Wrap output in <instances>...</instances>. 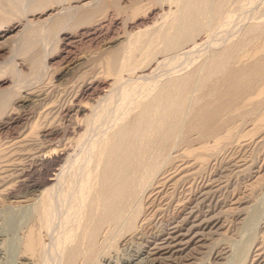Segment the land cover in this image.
<instances>
[{
	"label": "rangeland",
	"instance_id": "374dc122",
	"mask_svg": "<svg viewBox=\"0 0 264 264\" xmlns=\"http://www.w3.org/2000/svg\"><path fill=\"white\" fill-rule=\"evenodd\" d=\"M0 10V91L44 99L0 133V264H19L30 230L29 264H227L243 239L239 264H264V0H0ZM94 77L104 92L75 136L61 110ZM3 98L7 119L17 99ZM134 126L130 149L112 156Z\"/></svg>",
	"mask_w": 264,
	"mask_h": 264
},
{
	"label": "bare ground",
	"instance_id": "6f19581e",
	"mask_svg": "<svg viewBox=\"0 0 264 264\" xmlns=\"http://www.w3.org/2000/svg\"><path fill=\"white\" fill-rule=\"evenodd\" d=\"M8 3V2H7ZM85 3V2H84ZM49 6V5H48ZM8 7H10V6H8ZM47 7V6H46ZM2 9V8H1ZM38 9V8H37ZM1 11V10H0ZM14 11V10H13ZM38 11V10H37ZM43 11V10H42ZM45 11V10H44ZM2 13V12H1ZM3 14V13H2ZM103 14V13H102ZM7 15V14H6ZM3 16V15H2ZM12 16V15H11ZM108 16V15H107ZM9 17V16H8ZM17 17V16H16ZM10 18H12V17H10ZM21 18V17H20ZM23 18V17H22ZM117 18V17H116ZM1 19V18H0ZM14 18H12V20H13ZM48 20H49V18H48ZM89 20V19H88ZM111 20V19H110ZM114 20V19H113ZM7 21V20H6ZM15 21H16V19H15ZM27 20H25V22H26ZM45 21V20H44ZM1 22V21H0ZM97 22V21H96ZM102 22V21H101ZM105 22V21H104ZM6 23V22H5ZM81 23V22H80ZM141 23V22H140ZM4 24V23H3ZM22 24V23H21ZM98 24V23H97ZM5 25V24H4ZM45 25V24H44ZM96 25V24H95ZM26 26V25H25ZM24 26V27H25ZM94 26V25H93ZM99 26H101V24H99ZM23 27V26H22ZM99 28V27H98ZM18 29V28H17ZM101 29V28H100ZM100 29H98V30H100ZM7 30V29H6ZM20 30V29H19ZM89 30V29H88ZM5 31V30H4ZM78 31V30H77ZM92 31V30H91ZM23 32V31H22ZM95 32V31H94ZM102 32V31H101ZM93 33V32H92ZM6 34V33H5ZM10 34V33H9ZM22 34V33H21ZM113 34V33H112ZM19 35V34H18ZM117 35V34H116ZM83 36V35H82ZM6 37V36H5ZM120 37V36H119ZM5 39V38H4ZM9 39V38H8ZM64 40V39H63ZM93 40V39H92ZM12 43H14L13 41H12ZM263 44H264V42H263ZM9 46V45H8ZM72 46V45H71ZM261 46H263V45H261ZM264 47V46H263ZM71 49V48H70ZM4 50H6V49H4ZM261 50V49H260ZM2 51V50H1ZM2 53H5V52H3L2 51ZM68 55V54H67ZM15 56V55H14ZM69 56V55H68ZM67 57V56H66ZM117 57V56H116ZM120 58L122 57V56H119ZM125 57V56H124ZM81 58H82V56H81ZM86 58V57H85ZM115 58V57H114ZM76 59H77V57H76ZM80 59V58H79ZM111 59H112V57H111ZM118 59V58H117ZM73 60V59H72ZM121 60V59H120ZM126 60V59H125ZM7 60H5L4 62H6ZM21 61V60H20ZM23 61V60H22ZM122 61V60H121ZM124 61V60H123ZM122 61V62H123ZM74 62V61H73ZM78 62H80V61H76V62H74L73 64H72V67H71V65H69V67L67 66L63 71H62V75L63 74H66V73H69V72H71V69L76 65V64H78ZM27 63V62H26ZM67 63H68V61H67ZM71 63V62H70ZM115 63H117V62H115ZM121 63V62H120ZM34 64V63H33ZM127 64V63H126ZM2 65V64H1ZM83 65V64H82ZM110 66V65H109ZM114 66H115V64H114ZM116 66H118V65H116ZM130 66V65H129ZM148 66V65H147ZM63 67V66H62ZM119 67V66H118ZM141 67H143V66H141ZM145 67V66H144ZM60 68V67H59ZM114 68V67H113ZM124 67L122 66V69H123ZM128 68V67H127ZM76 69H78V68H76ZM76 69H75V71H76ZM122 69H120L121 71H122ZM143 69V68H142ZM106 70V69H105ZM108 70V69H107ZM130 70V69H129ZM137 70V69H136ZM114 71V70H113ZM120 71V72H121ZM143 71V70H142ZM5 72V71H4ZM4 72H0L1 74H0V87L3 85V84H5L6 82H5V80L7 79V77H6V73H4ZM18 72V71H17ZM59 72V71H58ZM73 72V71H72ZM78 72V71H77ZM119 72V73H120ZM75 73V72H74ZM83 73V72H82ZM111 71H108L107 72V74H109V77H110V75H111ZM8 74V73H7ZM60 74V73H59ZM86 75H87V73H86ZM114 75V74H113ZM118 75V74H117ZM97 76V75H96ZM62 77V76H61ZM72 77H74V76H72ZM92 77V76H91ZM100 77V76H99ZM108 77V76H107ZM80 78V77H79ZM97 78V77H96ZM104 78V77H103ZM60 79V78H59ZM92 79V78H91ZM99 79V78H98ZM77 80H78V78H77ZM84 80V79H83ZM79 81H80V79H79ZM8 82V81H7ZM19 83V82H18ZM84 83V82H83ZM75 84V83H74ZM31 85V84H30ZM66 85V84H65ZM71 85V84H70ZM69 85V86H70ZM81 85V84H80ZM23 86V85H22ZM55 86V85H54ZM4 87V86H3ZM18 87V86H17ZM30 87V86H29ZM72 87H73V85H72ZM78 87V86H77ZM80 87V86H79ZM104 87H105V83H103L102 82V80L100 81V80H95V77H94V80L93 81H91L90 83H89V81H88V84H85V85H82L81 87H80V89L78 90V91H76L77 93L74 95V96H72V95H70V96H72V99H71V101L69 102V104L68 105H64L65 107H63L62 108V110H61V120L63 121V123H68V122H70V123H72V125H73V127H72V131L71 132H73V134H75V136H76V133L77 134H79V131H80V129H81V126L84 124V122L86 123V119H87V117L89 116H87V114L85 115V117L86 118H81V115H83L84 116V114L86 113V112H89V108L93 111L94 109H92L93 108V105H91V97L92 98H94V97H97L96 99H98V98H100V97H98L99 95H101L102 94V92H104ZM107 87V86H106ZM66 87H64V89H65ZM11 89L12 88H10V89H7L6 88V90H1L0 91V97L1 96H3L4 97V95H6V93H9V95H12L13 96V98L14 99H17V101H16V103H17V107L16 108H14V106H13V108L12 109H14V110H10L11 112H9V113H7L6 112V115L5 116H8V118L6 119V117H4V119L2 118V116H3V111H2V114H1V116H0V133H1V131L5 128V126H7V125H10V124H14V123H16L17 121H20V119L22 120L25 116L27 117V115H29V114H31L32 113V107L34 106V105H36L38 102H40L42 99H43V97H42V94H40V93H34L33 91H26L25 92V94L24 95H21V96H19V93L17 92L18 90H16L15 89V91H14V89H12V91H11ZM28 89V88H27ZM51 89V88H50ZM41 90V89H40ZM43 90V89H42ZM36 91V90H35ZM106 91V90H105ZM111 91V90H110ZM21 92V91H20ZM50 92V91H49ZM109 92V91H108ZM107 92V93H108ZM18 93V94H17ZM43 93V92H42ZM71 93V92H70ZM46 95V94H45ZM15 96V97H14ZM19 96V97H18ZM67 96V95H66ZM104 96V95H103ZM2 97V100L4 99ZM8 97V96H7ZM18 97V98H17ZM90 97V98H89ZM105 97V96H104ZM70 98V97H69ZM12 99V98H11ZM46 99V98H45ZM103 99V98H102ZM2 100H0L1 102H2ZM44 100V99H43ZM70 100V99H69ZM9 103L11 102V100L9 101V100H7ZM46 101V100H45ZM95 101V100H94ZM100 102H101V100H100ZM4 103V102H3ZM7 103V102H6ZM4 104V105H8V104ZM63 103V102H62ZM99 103V102H98ZM98 103H97V105H98ZM40 104V103H39ZM46 104V103H45ZM95 104H96V102H95ZM3 105V104H2ZM3 105V106H4ZM44 105V104H43ZM61 105V104H60ZM5 106V107H6ZM63 106V105H62ZM49 107V106H48ZM97 107V106H96ZM219 107V106H218ZM7 108H8V106H7ZM6 108V109H7ZM43 109H45V108H43ZM219 109V108H218ZM220 109H221V107H220ZM4 111H5V109H3ZM42 111V110H41ZM60 112V111H59ZM48 113V112H47ZM208 114V113H207ZM41 115V114H40ZM57 115H58V113H57ZM211 115V114H210ZM44 116V115H43ZM47 116V115H46ZM59 116V117H60ZM205 116H206V113H205ZM30 117V116H29ZM209 117V116H208ZM1 118H2V120H1ZM38 118H39V116H38ZM43 118V117H42ZM92 118V117H91ZM6 119V120H5ZM26 119V118H25ZM37 119V118H36ZM44 119V118H43ZM56 119V118H55ZM5 120V121H4ZM28 120V119H27ZM58 120V119H57ZM60 120V119H59ZM60 120V121H61ZM92 120V119H91ZM206 120H208V118L206 119ZM263 120V119H262ZM35 121V120H34ZM38 121V120H37ZM41 122V121H40ZM39 122V123H40ZM48 122V121H47ZM51 122V121H50ZM50 122H49V124H50ZM206 123H207V121H205ZM44 123V122H43ZM61 123V122H60ZM204 123V122H203ZM17 124V123H16ZM29 124H30V122H29ZM41 124V123H40ZM55 124V123H54ZM56 124H57V122H56ZM48 125V124H47ZM46 125V126H47ZM52 125V124H51ZM59 125V124H58ZM57 125V126H58ZM87 125V124H86ZM50 126V125H49ZM56 126V127H57ZM60 126V128L62 127V125H59ZM58 126V127H59ZM64 126V125H63ZM90 126V125H89ZM31 129H33L32 130V132H35V129L37 130V128L36 127H38V124L36 125V122H32V124H31ZM48 127V126H47ZM85 127V126H84ZM87 127H88V125H87ZM86 127V128H87ZM28 128H29V126H28ZM39 128V127H38ZM64 128V127H63ZM89 128V127H88ZM87 128V129H88ZM121 128V127H120ZM205 128V127H204ZM6 129V128H5ZM30 129V128H29ZM48 129V131H47V135L48 136H57V134H59L60 132L58 131L59 129L58 128H53V126H51V129H49V128H47ZM135 129H137V127H130V128H121L119 131H118V135H117V133H116V135H117V144L114 146V149L112 150V156L113 155H117L118 157L119 156H121V157H123V155H124V153H126V151H127V149L129 148V146L131 145L130 143V141H132V138H133V134H134V132H135ZM40 130V129H39ZM28 131V130H27ZM31 131V130H30ZM38 131V130H37ZM46 131V130H45ZM29 134L31 133V132H28ZM84 133V132H83ZM82 133V134H83ZM86 133H87V131H86ZM43 134V133H42ZM61 134V133H60ZM8 135V134H7ZM24 135V134H23ZM45 135V134H44ZM46 135V136H47ZM66 134H64V136H65ZM86 135V134H85ZM20 136V135H19ZM18 136V137H19ZM79 137H81V134H79L78 135ZM5 137H7V136H5ZM21 137V136H20ZM23 137H25V136H23ZM29 137H30V135H29ZM45 137V136H44ZM59 137V136H58ZM78 137V138H79ZM82 137H84V136H82ZM3 138V137H2ZM65 138H66V136H65ZM71 138V137H70ZM70 138H68L67 137V141L65 142V145H64V143H63V146L62 147H57V148H52L53 149V155L55 156L54 157V162H57V161H60V159L63 157V155L66 153V151L68 152V149H71V148H69V146H70V144H71V142H72V139H70ZM4 139H6V138H4ZM11 139V138H10ZM23 138H21V139H18V140H22ZM25 139V138H24ZM27 139V138H26ZM83 139V138H82ZM81 138H80V140H82ZM46 140V139H45ZM54 140V139H53ZM80 140L78 139V141L80 142ZM84 140V139H83ZM8 142H7V145L9 144V139L7 140ZM50 141H52V140H50ZM65 141V140H64ZM1 142V141H0ZM44 142V141H43ZM78 142V143H79ZM13 143L15 144L16 142H15V138H14V142H11L10 144L12 145V147H14L13 146ZM18 143V142H17ZM57 143V142H56ZM9 144V145H10ZM46 144V143H45ZM80 144V143H79ZM130 144V145H129ZM1 145V144H0ZM50 145V144H49ZM51 146V145H50ZM5 146H3V148H4ZM10 147V146H9ZM11 147V148H12ZM22 147H23V145H22ZM25 147V146H24ZM39 148H41V147H39ZM8 149H10V148H8ZM7 149V150H8ZM35 149V148H34ZM50 149V148H49ZM130 149V148H129ZM13 150V149H12ZM16 150V149H15ZM14 150V151H15ZM51 150V149H50ZM49 150V151H50ZM33 151V150H32ZM48 151V152H49ZM27 152V151H26ZM41 152V151H40ZM52 152V151H51ZM111 152V151H110ZM4 153V152H3ZM2 153V154H3ZM29 153V152H28ZM14 154V153H13ZM17 154V153H16ZM111 154V153H110ZM8 155V154H7ZM19 155V154H18ZM21 155V154H20ZM129 155V153H127V156ZM70 156V155H69ZM23 157V156H22ZM67 157V156H66ZM7 159V158H6ZM9 159V158H8ZM68 158H66V160H67ZM14 160V159H13ZM19 160V159H18ZM71 160V159H70ZM20 161V160H19ZM48 161V160H47ZM68 162H69V160H67ZM12 162V161H11ZM49 162V161H48ZM68 162H66L67 164H68ZM31 163V162H30ZM3 164V163H2ZM13 164V163H12ZM16 164V163H15ZM20 164V163H19ZM38 164V163H37ZM46 164V163H45ZM9 165H11V164H9ZM66 164H64V166H65ZM32 166V165H31ZM43 166V165H42ZM64 166H63V168H64ZM4 168V167H3ZM23 168V167H22ZM67 168V167H66ZM5 169V168H4ZM3 169V170H4ZM2 170V171H3ZM59 171H61V169L60 170H58V172ZM15 172V171H14ZM28 172V171H27ZM58 172H57V174H58ZM61 172H63V171H61ZM6 173V172H5ZM22 173V172H21ZM29 173V172H28ZM118 173H120L119 171H118ZM14 174V173H13ZM57 174H53V176L54 177H51V178H48L47 180H45V181H43L40 185H38L37 186V189H35L34 188V190L37 192H39L38 194L39 195H43V194H45L44 196H46V195H49V193H50V191L51 190H53V186L51 185V184H49L51 181H53L54 180V178L57 176ZM60 174V173H59ZM58 174V175H59ZM6 175V174H5ZM121 175V174H120ZM120 175H118V176H120ZM20 176H24V174H22V175H20ZM60 176H61V174H60ZM59 177V176H58ZM112 176H111V173H109V174H107V175H105L104 176V178H103V181L104 182H106V183H109V184H112V182H113V178H111ZM3 178V177H2ZM19 178V177H18ZM29 178V177H28ZM60 178H56V180L58 181ZM119 179V178H118ZM122 179V178H121ZM8 180V179H7ZM23 180V179H22ZM21 180V181H22ZM62 180V179H61ZM61 180L59 181V182H61ZM20 181V180H19ZM4 182V181H3ZM5 182H6V180H5ZM10 182V181H9ZM15 182V181H14ZM14 182H12V183H14ZM54 182H55V180H54ZM121 182H122V180H121ZM124 182V181H123ZM2 184V183H1ZM9 184V183H8ZM60 184V183H59ZM10 185V184H9ZM12 185V184H11ZM47 185H50V186H47ZM58 185V184H57ZM113 185V184H112ZM56 186V185H55ZM53 187V188H52ZM115 187V188H114ZM122 185H121V183H118V184H116V186H113V188H112V193L107 197V199L108 200H114V198L115 197H117L119 194H120V192L122 191ZM1 188V187H0ZM10 189H12V188H10ZM8 187H5V188H3V189H1L2 191H1V193H3V197L4 198H10V197H14V192L13 191H11ZM33 191V190H32ZM35 191H33V193L35 192ZM31 192V191H30ZM32 193V192H31ZM16 194V193H15ZM38 195V196H39ZM16 196V195H15ZM1 197V196H0ZM25 197V196H24ZM2 198V197H1ZM31 198V197H30ZM44 199H46V198H44ZM40 200V199H39ZM47 200V199H46ZM3 202H4V200H2ZM43 201V200H42ZM2 202V203H3ZM43 205H44V203H43ZM45 209H46V207H45ZM190 211V210H189ZM191 213V212H190ZM248 215H251L250 216V218H249V220H247L246 222H245V226L246 227H249L252 223H253V221L255 220L254 219V214H251V212H250V214H248ZM196 218V217H195ZM211 220V219H210ZM174 223V222H173ZM195 223V222H194ZM174 226V225H173ZM0 227H1V225H0ZM171 228V227H170ZM181 228V227H180ZM29 229V228H28ZM197 230V229H196ZM171 231V230H170ZM169 234V233H168ZM35 235L37 236V234H34L33 233V231H29L28 233H27V235H26V239H25V241H24V244H23V248H22V255L19 257V259H20V262H19V264H29L30 263V259H31V256H33L34 255V252H35V250H36V247H37V245H38V240H37V237H35ZM71 235V232H69L68 233V237ZM167 237V236H166ZM178 237V236H177ZM179 237H181V236H179ZM178 237V238H179ZM24 238H25V236H24ZM166 239V238H165ZM182 239V238H181ZM187 240V239H186ZM162 241V240H161ZM167 241V240H166ZM188 241V240H187ZM163 242V241H162ZM165 242V241H164ZM246 242H247V240H244L243 239V241L242 242H240L239 241V244L237 245V246H235V250L234 249H232L231 250V254L228 256V260H227V264H239L240 263V261H241V257H242V252H243V249L245 250V247H246ZM154 247V246H153ZM38 250V249H37ZM152 250V249H151ZM155 250V249H154ZM162 250V249H161ZM157 251V250H156ZM164 252V251H163ZM176 252V251H175ZM148 254H149V252H148ZM35 256V255H34ZM144 257V256H143ZM222 257V256H221ZM141 259V258H140ZM146 259V258H145ZM150 260V259H149ZM140 261V260H139ZM130 262V261H129ZM138 262V261H137ZM146 262V261H145ZM108 263V262H107ZM135 263V262H134ZM133 263V264H134ZM138 263H140V262H138Z\"/></svg>",
	"mask_w": 264,
	"mask_h": 264
}]
</instances>
